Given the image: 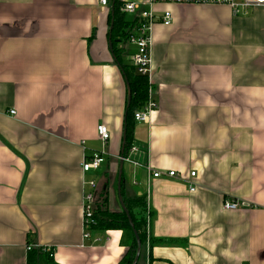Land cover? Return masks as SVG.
Returning <instances> with one entry per match:
<instances>
[{
	"label": "crops",
	"instance_id": "1",
	"mask_svg": "<svg viewBox=\"0 0 264 264\" xmlns=\"http://www.w3.org/2000/svg\"><path fill=\"white\" fill-rule=\"evenodd\" d=\"M111 4L0 0V264H27V246L50 247L53 264H119L128 250L119 229L92 232L99 243L82 238L90 180L98 205L121 210L127 85L109 46ZM153 9L172 21L152 27L157 107L135 122L139 150L130 157L176 176L150 178L123 163L122 201L146 196L152 242L142 261L264 264V7L238 15L227 5ZM117 47L130 63L134 46ZM98 124L109 132L105 144ZM100 150L104 162L83 173L84 157ZM225 198L244 204L228 211Z\"/></svg>",
	"mask_w": 264,
	"mask_h": 264
},
{
	"label": "built area",
	"instance_id": "2",
	"mask_svg": "<svg viewBox=\"0 0 264 264\" xmlns=\"http://www.w3.org/2000/svg\"><path fill=\"white\" fill-rule=\"evenodd\" d=\"M99 3L106 6L109 0H99ZM155 4H186V5H227L231 8L234 15H238L242 10L249 7H264V0H144L142 2H132V1H122L119 7L120 12L126 15L133 16L131 25L132 30L128 36L126 42L134 46V51L130 55V63L135 68L137 74L141 76H146L148 82L147 89V101L145 105L134 112L133 119L135 122H147L150 114L156 109L157 104L151 98V86H150V72L152 69V57H151V47H152V37L151 31L153 24L156 20H159L163 25L168 26L171 24L172 17L168 10L161 13L160 18L156 19L155 11L153 6ZM146 6V7H145ZM9 114L14 115L15 111L10 110ZM96 133L98 139L102 144H105L109 140V132L104 124H98L96 127ZM82 144L84 142H81ZM139 148L135 144H131L125 156H118V160L122 159L124 163H130L133 167H141L140 162L132 159L130 155ZM107 154L103 151H95L90 156H85L81 168L83 173L97 170L100 165L104 162ZM146 170V173L150 178H161L165 177H175V171H169L162 173L159 171H154L150 166H142ZM195 172L192 171L190 176L193 177ZM88 186L92 189L91 192L85 194L82 202V225L83 232L82 238L85 241L91 240V243H99L101 241L100 237L92 236L91 227L94 226V208L96 206L97 194H96V183L94 180H90ZM133 184H136L133 182ZM188 188L190 191L195 190V185L189 183ZM244 203L237 199L225 198L223 202V208L228 211H235L242 207ZM148 238V237H147ZM32 246H27V249H31ZM43 252H47L52 256V250L50 247H40Z\"/></svg>",
	"mask_w": 264,
	"mask_h": 264
},
{
	"label": "trees",
	"instance_id": "3",
	"mask_svg": "<svg viewBox=\"0 0 264 264\" xmlns=\"http://www.w3.org/2000/svg\"><path fill=\"white\" fill-rule=\"evenodd\" d=\"M113 1V0H112ZM120 0H114L113 11L109 13V25L112 23L110 30L111 52L116 59L119 68L124 76L125 81L128 82L130 88L131 99L126 109L124 130H125V145L123 149V156L126 155L129 147L133 142V129L135 121L133 114L136 110L141 109L147 101L148 82L146 76H141L136 73L135 68L131 63H124L122 61L123 49L118 48V43L125 42L128 39L132 30L131 22L126 19V15L120 12ZM123 185H121V194L123 197ZM146 196L141 194L129 198H123V204L128 211L131 218L132 226L129 224L126 213L121 209L120 211H109L106 207L98 205L94 209L95 225L91 227V231L104 232L106 230L119 229L123 232L122 244L128 247V250L119 264H132L136 250L137 240L134 230L141 244V250L136 264H144L142 261L143 247L145 243L151 244V239L146 235L145 222V207ZM53 257L49 253L43 252L41 249L28 251L26 262L27 264H53Z\"/></svg>",
	"mask_w": 264,
	"mask_h": 264
},
{
	"label": "water",
	"instance_id": "4",
	"mask_svg": "<svg viewBox=\"0 0 264 264\" xmlns=\"http://www.w3.org/2000/svg\"><path fill=\"white\" fill-rule=\"evenodd\" d=\"M113 2L114 0L112 1V4H111V12L113 11ZM112 28V23L110 25V30ZM110 33V32H109ZM109 46H110V49H111V43H110V34H109ZM126 80V79H125ZM126 85H127V107L130 103V99H131V93H130V88L128 86V82L126 81ZM127 109V108H126ZM125 115H126V110H125ZM125 119V118H124ZM125 121V120H124ZM124 145H125V130L123 129V135H122V148H121V156H123V149H124ZM123 160L120 159L119 160V171H118V177H117V193H118V198H119V203H120V206H121V209L126 213L127 217H128V221H129V224L131 225V227L133 228L132 226V222H131V218L129 217L128 215V211L126 210L124 204H123V201H122V196H121V189H120V183H121V174H122V168H123ZM134 234H135V237H136V240H137V250H136V254H135V258L132 262V264H136L137 260H138V257H139V254H140V250H141V244H140V241L137 237V234L135 232V230L133 231Z\"/></svg>",
	"mask_w": 264,
	"mask_h": 264
},
{
	"label": "rangeland",
	"instance_id": "5",
	"mask_svg": "<svg viewBox=\"0 0 264 264\" xmlns=\"http://www.w3.org/2000/svg\"><path fill=\"white\" fill-rule=\"evenodd\" d=\"M99 181H101V177H99V180H98V183H99ZM96 185H97V183H96ZM97 187V186H96ZM145 214H147V212L145 211Z\"/></svg>",
	"mask_w": 264,
	"mask_h": 264
}]
</instances>
